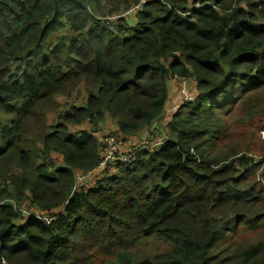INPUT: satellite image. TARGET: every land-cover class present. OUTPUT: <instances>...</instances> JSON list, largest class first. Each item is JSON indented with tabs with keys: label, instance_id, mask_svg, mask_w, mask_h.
Instances as JSON below:
<instances>
[{
	"label": "trees",
	"instance_id": "trees-1",
	"mask_svg": "<svg viewBox=\"0 0 264 264\" xmlns=\"http://www.w3.org/2000/svg\"><path fill=\"white\" fill-rule=\"evenodd\" d=\"M263 115L264 0H0V264H264ZM107 119L163 139L77 190Z\"/></svg>",
	"mask_w": 264,
	"mask_h": 264
},
{
	"label": "rangeland",
	"instance_id": "rangeland-1",
	"mask_svg": "<svg viewBox=\"0 0 264 264\" xmlns=\"http://www.w3.org/2000/svg\"><path fill=\"white\" fill-rule=\"evenodd\" d=\"M139 8V7H138ZM137 8H132L130 10H128L126 12V15H131L132 12H135ZM125 15V16H126ZM128 18H132V16H128ZM188 82V85L186 83V89H184V86L182 88L181 84L179 82H174L173 85H174V90H173V94L170 93V96L172 97H176L175 98V101H176V104H180L179 107L185 103V102H188L187 99H194L195 98V95L197 94V92L195 91V89L193 90V87L191 84H193L194 80H188L186 79ZM193 81V82H192ZM81 89V88H80ZM76 95V92L72 93V95L70 96V98H66V97H57L55 99V103H56V109L48 114H46V124L48 126H52L55 124L56 122V118H57V115L58 113L65 107V109H67L68 107V104H71V103H75V98L77 99V97L75 96ZM81 96V94H80ZM173 107V106H172ZM171 109V106H169V108L165 109V113L170 111ZM169 116L170 114L168 115H164L162 120L158 123L160 125V129H163L164 127V123L166 121V118L169 119ZM241 114L238 113V117H240ZM167 119V120H168ZM234 124V123H233ZM115 125L112 121H105L104 122V125L102 127L99 128V133L97 134V138H100L101 135H104L101 139V141L103 140L104 137L106 136H114V135H119L116 131V129H112L114 128ZM254 127L256 128L259 136L261 139L264 140V115L260 117V119L255 123ZM89 127L87 126V124H84L83 126L79 127V128H74L72 129V131H88ZM234 131H236L235 129H232ZM114 131V132H113ZM110 132H113V133H110ZM150 138H145L143 140H140L139 143L137 144L136 147H138L137 149L139 148H149V149H152L159 141H162L163 138H161V134L156 131L155 129L154 130H150ZM160 134V135H159ZM120 136V135H119ZM247 138L249 139V132L247 131ZM120 139L122 140L123 144H124V141L127 140V138L123 139L122 137H120ZM257 144H260V141L257 139L256 140ZM136 147H133L127 151H124L122 148H121V153L123 154H127L128 152H130L131 150H134L136 149ZM52 156V159L58 163V164H61L62 162V158L60 155H57V154H51ZM90 172V171H89ZM110 174H113V170H109V171H106L104 173H101L95 177H92V179H88V180H85L83 181L82 183H78L76 186H77V189H82L84 191H87L89 189H91L92 187L95 186L96 184V181L97 179H100L102 177H105L107 175H110ZM79 175H82V173H76L75 175V178H76V181H77V177ZM97 178V179H96ZM81 184H84L83 187L80 188V185ZM14 208L16 209L17 213L19 214L20 217H40V214L39 212H37L36 210L34 209H28L26 207H16L14 206ZM57 213H59V211H56L52 214V216L56 215ZM153 241V240H151ZM156 241V240H155ZM155 243V242H154ZM152 243V242H148L144 245V247H141V248H146V249H149L150 252H157V248L155 247V244ZM149 244V247L148 245ZM139 253V252H138ZM135 255V257H137L138 255H142L141 253H139L137 255V251H135V253H133ZM113 257H110L109 259H107L106 262H104L103 264H110V261L112 260ZM138 258V257H137ZM95 264H100L99 262H96Z\"/></svg>",
	"mask_w": 264,
	"mask_h": 264
},
{
	"label": "built area",
	"instance_id": "built-area-1",
	"mask_svg": "<svg viewBox=\"0 0 264 264\" xmlns=\"http://www.w3.org/2000/svg\"><path fill=\"white\" fill-rule=\"evenodd\" d=\"M195 8H198V6H195ZM132 12L131 14H133ZM173 82H179L183 88L185 89L186 80L183 78L175 77L172 79ZM187 101L191 102L193 99H187ZM180 104H177L173 107H171L170 111L166 112H173L177 108H179ZM102 144V153H101V159L98 162L97 166L92 169L90 172H87L85 174L79 175L77 177V181L75 182V189H77V184L82 183L85 180L92 179V177H95L101 173H104L109 170H113V167H115L118 164L127 165L132 164L136 160V150L137 147L134 150H131L127 154L121 153V148L123 146L122 140L120 139V136L114 135V136H106L101 141ZM108 168V169H107ZM107 169V170H106ZM97 179V178H96ZM84 184L80 185V188L83 187ZM80 190V189H77ZM37 219H40L39 217H36ZM52 217H43L40 219L44 222L52 221Z\"/></svg>",
	"mask_w": 264,
	"mask_h": 264
},
{
	"label": "crops",
	"instance_id": "crops-1",
	"mask_svg": "<svg viewBox=\"0 0 264 264\" xmlns=\"http://www.w3.org/2000/svg\"><path fill=\"white\" fill-rule=\"evenodd\" d=\"M188 82L189 81H187L186 80V83H187V85H188ZM193 82V81H192ZM173 81L172 80H170L168 83H167V93H168V101H167V103H166V107H165V109H167V108H169V106H175V105H177L176 104V101H175V98L174 97H172V96H170V93H172L173 94V90H174V85H173ZM192 85V87H193V90H194V86H195V83L193 82V84H191ZM185 89H186V84H185ZM168 118H166V121H165V123H164V126L169 122V119L167 120ZM108 120V119H107ZM107 120H105V121H107ZM110 121V120H109ZM104 125V124H103ZM88 126V125H87ZM158 126H160L159 124H157L156 125V127H158ZM89 127V126H88ZM90 129V128H89ZM88 129V130H89ZM112 129H116V127H114V128H112ZM152 129H154V128H152ZM156 129V128H155ZM150 130H151V128L150 129H145V130H142V131H140L138 134H136V135H134V136H132V137H130V138H127V140L126 141H124V144H123V146H122V149L124 150V151H127V150H129V149H131V148H133V147H136L137 146V144L139 143V141L140 140H143V139H145V138H150ZM114 132V131H113ZM113 132H110V133H113ZM105 135V134H104ZM104 135H101V137L100 138H97L99 141H100V143H101V139H102V137L104 136ZM123 143V142H122ZM138 148V147H137Z\"/></svg>",
	"mask_w": 264,
	"mask_h": 264
}]
</instances>
